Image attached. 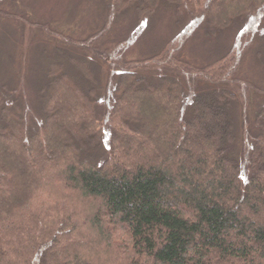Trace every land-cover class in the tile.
<instances>
[{
	"label": "trees",
	"instance_id": "1",
	"mask_svg": "<svg viewBox=\"0 0 264 264\" xmlns=\"http://www.w3.org/2000/svg\"><path fill=\"white\" fill-rule=\"evenodd\" d=\"M103 2L85 37L31 22L60 45L38 90L0 80V264H264V87L240 75L264 0ZM162 9L184 28L158 51L106 39L132 10L147 43ZM234 26L187 61L192 30Z\"/></svg>",
	"mask_w": 264,
	"mask_h": 264
},
{
	"label": "rangeland",
	"instance_id": "2",
	"mask_svg": "<svg viewBox=\"0 0 264 264\" xmlns=\"http://www.w3.org/2000/svg\"><path fill=\"white\" fill-rule=\"evenodd\" d=\"M108 16L103 0H6L0 3V80L5 79L20 89L27 86L38 90L37 83L46 73L50 62L59 57V42L43 28L34 27L31 22H46L73 38H80L101 28L105 20L109 19ZM110 20L106 39L114 42L122 38L128 40V58H139L143 54L158 51L184 28L172 11L162 9L151 21H147V27L150 26L145 40L147 43L138 44L140 29L132 10L113 16ZM191 21L189 18L188 23L191 24ZM263 27L264 21L257 27L253 46L243 59L240 75L264 87V63H259L255 58L259 50H262L264 57V49H261ZM237 33L235 26L218 35H207L201 29L192 30L190 37L185 40L183 53L191 63L206 64L224 54L235 41ZM143 47L142 51L147 52L142 54ZM253 111H256L255 106Z\"/></svg>",
	"mask_w": 264,
	"mask_h": 264
}]
</instances>
